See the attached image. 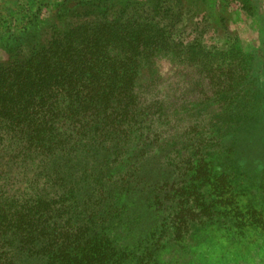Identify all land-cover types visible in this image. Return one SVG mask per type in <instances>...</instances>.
<instances>
[{"label": "trees", "instance_id": "trees-1", "mask_svg": "<svg viewBox=\"0 0 264 264\" xmlns=\"http://www.w3.org/2000/svg\"><path fill=\"white\" fill-rule=\"evenodd\" d=\"M94 3L78 0L56 17H71L67 28L55 23L31 45L19 37L0 59V264H184L163 257L206 224L244 245L264 229L263 211L243 200L249 176L217 175L210 202L199 189L221 144L216 117L249 92L248 57L230 39L221 47L172 31L163 13ZM167 82L171 97L157 92ZM155 149L190 181L141 177ZM136 191L173 213L123 244L117 229L131 233L139 216L122 198Z\"/></svg>", "mask_w": 264, "mask_h": 264}, {"label": "rangeland", "instance_id": "rangeland-1", "mask_svg": "<svg viewBox=\"0 0 264 264\" xmlns=\"http://www.w3.org/2000/svg\"><path fill=\"white\" fill-rule=\"evenodd\" d=\"M77 1L0 0V59H7L4 48L19 37L31 45L37 40V33L51 28L55 23L60 28H67L71 17L63 16L57 20L56 17L66 14ZM95 1L143 17L156 18L163 13L172 17L169 23L172 31L183 32L187 36L189 31L196 30L208 43L221 47L230 39L234 43L232 46L240 48L248 57L249 92H246L241 108L247 109L250 117L247 121L236 122L238 116L234 114L241 109V105L226 119L216 117L214 125L219 129L221 144L208 157L212 173L200 181L202 186L199 192L200 197L205 193V198L210 202L213 200L211 192L217 175H229L233 170L242 172L249 176L244 203L263 211L261 217L264 221V0H83V3L92 6ZM13 33L15 36H11ZM167 68L163 75L170 81L173 72L170 67ZM170 89L167 82L157 92L171 97L174 92ZM164 155L165 152L155 149L150 157V165L143 168L139 175L150 183L162 184L164 181L169 188L181 178L189 182L191 171L180 176L170 161L167 164L163 162ZM231 179L228 177L227 182ZM227 191L230 193L229 187ZM141 195L140 191H136L122 198L126 209L135 211L139 216L131 227V233L125 232L122 227L117 229V237L123 244L132 245L145 238L162 222L164 216L173 213L172 210L164 212L157 211L156 207H147ZM160 195L163 196V193ZM171 207H176V204L172 202ZM243 243H233L224 229L206 224L186 236L185 251L174 248L163 258L171 261L181 259L184 264H264V229L260 232L249 231Z\"/></svg>", "mask_w": 264, "mask_h": 264}]
</instances>
